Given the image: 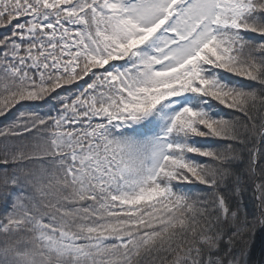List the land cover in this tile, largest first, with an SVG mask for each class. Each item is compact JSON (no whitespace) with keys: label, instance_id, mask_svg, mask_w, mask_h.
I'll use <instances>...</instances> for the list:
<instances>
[{"label":"snow or ice","instance_id":"1","mask_svg":"<svg viewBox=\"0 0 264 264\" xmlns=\"http://www.w3.org/2000/svg\"><path fill=\"white\" fill-rule=\"evenodd\" d=\"M0 264H264V0H0Z\"/></svg>","mask_w":264,"mask_h":264}]
</instances>
